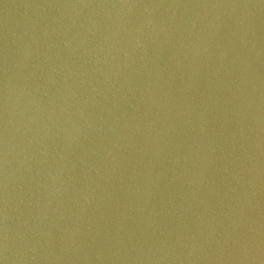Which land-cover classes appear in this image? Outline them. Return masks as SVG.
<instances>
[{
	"label": "water",
	"instance_id": "water-1",
	"mask_svg": "<svg viewBox=\"0 0 264 264\" xmlns=\"http://www.w3.org/2000/svg\"><path fill=\"white\" fill-rule=\"evenodd\" d=\"M0 264H264V0H0Z\"/></svg>",
	"mask_w": 264,
	"mask_h": 264
}]
</instances>
